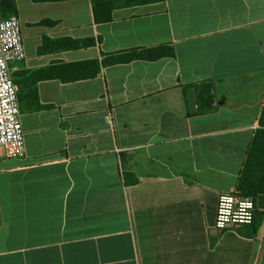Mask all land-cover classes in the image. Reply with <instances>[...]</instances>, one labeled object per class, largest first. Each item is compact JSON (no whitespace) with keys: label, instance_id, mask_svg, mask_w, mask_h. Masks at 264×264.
Segmentation results:
<instances>
[{"label":"crops","instance_id":"obj_1","mask_svg":"<svg viewBox=\"0 0 264 264\" xmlns=\"http://www.w3.org/2000/svg\"><path fill=\"white\" fill-rule=\"evenodd\" d=\"M25 156L0 147V264H264L215 229L264 115V0H14ZM158 59L113 63L138 53Z\"/></svg>","mask_w":264,"mask_h":264},{"label":"built area","instance_id":"obj_2","mask_svg":"<svg viewBox=\"0 0 264 264\" xmlns=\"http://www.w3.org/2000/svg\"><path fill=\"white\" fill-rule=\"evenodd\" d=\"M26 58L21 25L16 18L4 19L0 12V147L9 159L25 156V135L20 119L18 89L9 69ZM257 204L239 191L220 196L215 229L225 232L254 223Z\"/></svg>","mask_w":264,"mask_h":264},{"label":"trees","instance_id":"obj_3","mask_svg":"<svg viewBox=\"0 0 264 264\" xmlns=\"http://www.w3.org/2000/svg\"><path fill=\"white\" fill-rule=\"evenodd\" d=\"M163 0H92L96 21L99 23L109 22L112 19V12L120 6L130 7L157 3ZM0 12L4 19L11 18L10 15L16 13L14 0H0ZM149 54V53H147ZM132 53L117 59L113 63H126L135 59L154 58L162 56L161 51L153 52L152 55ZM263 129L260 130L252 144L248 164L244 172V177L240 187V193L252 197L256 204L258 197L264 195V115L261 121Z\"/></svg>","mask_w":264,"mask_h":264}]
</instances>
